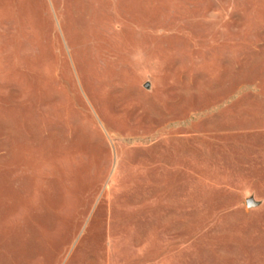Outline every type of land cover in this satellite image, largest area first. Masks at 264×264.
Returning <instances> with one entry per match:
<instances>
[{
	"label": "rangeland",
	"instance_id": "obj_1",
	"mask_svg": "<svg viewBox=\"0 0 264 264\" xmlns=\"http://www.w3.org/2000/svg\"><path fill=\"white\" fill-rule=\"evenodd\" d=\"M0 264H264V0H0Z\"/></svg>",
	"mask_w": 264,
	"mask_h": 264
},
{
	"label": "water",
	"instance_id": "obj_2",
	"mask_svg": "<svg viewBox=\"0 0 264 264\" xmlns=\"http://www.w3.org/2000/svg\"><path fill=\"white\" fill-rule=\"evenodd\" d=\"M255 203H254V201L252 200V199H249L248 201H247V205L249 206V207H251V206H253Z\"/></svg>",
	"mask_w": 264,
	"mask_h": 264
}]
</instances>
